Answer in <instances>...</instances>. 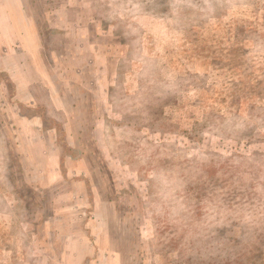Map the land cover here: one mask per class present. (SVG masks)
<instances>
[{
  "label": "rangeland",
  "instance_id": "374dc122",
  "mask_svg": "<svg viewBox=\"0 0 264 264\" xmlns=\"http://www.w3.org/2000/svg\"><path fill=\"white\" fill-rule=\"evenodd\" d=\"M0 264H264V0H0Z\"/></svg>",
  "mask_w": 264,
  "mask_h": 264
}]
</instances>
